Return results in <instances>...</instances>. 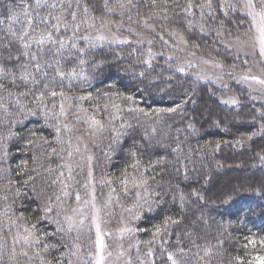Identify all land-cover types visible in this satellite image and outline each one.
Instances as JSON below:
<instances>
[{
	"label": "trees",
	"instance_id": "1",
	"mask_svg": "<svg viewBox=\"0 0 264 264\" xmlns=\"http://www.w3.org/2000/svg\"><path fill=\"white\" fill-rule=\"evenodd\" d=\"M230 16L232 28H236L237 23L241 25L238 33L233 32L234 36L249 30L246 16L239 11L230 12ZM157 31L166 33L159 27ZM186 38L189 46L198 44L195 49L219 61L228 71L245 69L240 58H235L221 46L214 32L207 29L201 32L197 26L186 34ZM137 48L143 49L155 68L147 79L138 75L145 66L135 63L140 55L133 51ZM148 50L149 46L144 44H106L96 50L98 55L106 57L102 70L95 71L87 81L73 82L71 95L91 97L78 100L77 104L106 126L96 150L93 173L95 180L106 178L113 183L110 186L95 184L98 200L105 199L114 187L119 193L118 202L133 209L129 213L124 211L117 199L109 205L113 218L124 211L127 227L135 229L130 239L125 234V247L139 244L146 251L147 242L154 239L153 233L161 227V235L151 245L155 255L149 259L155 260V264H166V257L161 255L162 246L172 249L178 238L182 241L179 246L185 251L192 248L188 253L189 264H261L264 261V163L257 153L264 152V131H261L264 121L259 118L263 106L253 101L241 87L231 88L239 104L224 106L215 97L209 82L198 80L190 72L177 73L174 68H169L168 65L174 64L159 55L161 51L156 46L150 49L151 57L147 56ZM130 51H133L131 56ZM171 109L175 111H168ZM109 113L116 114L111 124ZM52 123L45 124L43 117H27L20 123L12 120L9 127L7 119L0 121V220L4 221L0 232L7 233L11 229L12 233H23L24 228L35 225L34 231L41 236L47 234L46 239L57 244L56 253L64 254L68 249L60 247L62 234L56 233L54 213L46 217L42 210L45 197L51 192L48 185L52 175L48 169L57 167L67 147L56 142ZM122 123L125 128H120ZM113 124L126 134L120 137L121 144L115 146L116 151L108 159L105 153L115 134ZM128 124L133 127L128 128ZM63 135L65 139L71 138L74 144L71 133ZM176 138L190 157L187 160L181 158L179 176L171 166L168 173L153 170L150 161L160 158L159 154L166 151L157 142L172 143ZM29 140L33 142L29 143ZM130 148L133 151L140 149V172L149 177L154 175L165 188L171 180L179 190L177 195L184 194L183 204L179 199L173 201L170 196H165L159 203L152 202L151 206L134 207L131 195L123 198L120 179L125 169L129 174H136L130 166L134 163L128 156ZM82 176L83 173H79L77 178ZM4 196L8 199H3ZM13 214V219L24 218L16 220L15 226L8 220ZM169 217L181 223L170 225L164 234L163 225ZM58 218L63 219L62 216ZM186 231L193 232L199 248L193 247L184 237ZM86 251L89 249L81 250L80 255ZM132 253L136 254L135 248ZM72 259L75 261L76 257Z\"/></svg>",
	"mask_w": 264,
	"mask_h": 264
},
{
	"label": "snow or ice",
	"instance_id": "2",
	"mask_svg": "<svg viewBox=\"0 0 264 264\" xmlns=\"http://www.w3.org/2000/svg\"><path fill=\"white\" fill-rule=\"evenodd\" d=\"M235 11L243 12L244 16L250 18L258 35L253 37L251 28L244 35L254 41L253 48L258 42L259 55L264 57V0H0V121L7 119L11 127L12 120L20 123L27 117H43L45 124L53 122L56 142L67 145L57 167L48 169L52 175L48 185L51 192L46 195L42 210L46 217L54 213L56 233L62 234L60 247L68 249L67 253L57 254V244L46 239L47 234L38 235L34 231L35 225L24 228L23 233H12L9 229L7 233L0 232V264H33L34 261L38 264H106L113 253L107 251L111 245L105 241V236L114 241L116 237L102 230L101 212L114 199L118 202L119 193L116 188H110L106 198L97 206L95 184L110 186L113 181L106 178L95 180L93 154L89 145H95L96 139L102 135L106 126L87 114H79L77 108L84 110L77 101L91 97L71 95L73 82L87 81L95 71L102 70L106 57L97 54L98 48L114 43L132 44L133 40L142 45L145 42L142 33L149 36L159 35L158 27L186 47L189 45L186 34L197 26L201 32L206 29L214 32L218 39L232 36L234 31L238 33L241 26L239 23L236 28L230 26V12ZM124 33L133 40L125 37ZM160 39L163 40V37ZM240 40L241 37L237 35L231 43L236 44ZM147 43L151 45L152 41L149 39ZM164 43L167 44V41ZM191 46L199 47L198 44ZM225 47L228 45L225 44ZM133 51L140 52L135 63L145 66L138 73L139 77L147 79L152 76L155 71L152 59L145 57L142 48ZM133 51L129 52L130 56ZM159 55L164 54L160 52ZM147 56H152L150 49ZM167 60L171 61L173 57L169 56ZM213 63L215 67L223 68L219 61L214 60ZM168 67L174 68L177 73L184 72L180 65L170 64ZM241 79L246 81L249 77L244 75ZM252 79L264 85V79L255 76ZM221 102L236 104L238 100L233 97ZM73 116L74 121L69 119ZM109 116L112 118L109 122L111 124L116 114L109 113ZM259 118L264 121V111L259 112ZM81 122L89 124L86 130L88 136H77V143L74 145L72 139H65L63 134L72 133ZM127 127L133 126L128 124ZM120 128H125V125L122 123ZM112 130L115 134L110 138L109 151L105 153L108 159L116 151L115 146L121 144L120 137L126 134L116 129L114 124ZM261 131H264V126ZM32 142L29 140V143ZM157 143L166 151L159 154L160 158L150 161L153 170L168 173L171 166L179 176L181 158L190 159L181 141L176 138L172 143ZM139 153V148L135 151L131 148L128 150V156L134 160L130 166L136 174H129L125 169L120 179L123 198L131 195L134 207H143L144 204L151 206L152 202L159 203L165 196H170L173 201L179 199L183 204L186 198L183 193L177 195L179 190L171 180L165 188L156 181L154 175L149 177L140 172ZM76 155L80 156V160L75 159ZM257 156L264 163V152L257 153ZM79 173H83L80 179L77 178ZM77 184L80 185L79 188L76 187ZM114 193H117L116 197L113 196ZM3 199L7 200L8 197L4 196ZM85 208L91 209L90 215L85 213ZM54 209L60 211L54 212ZM60 216L63 219H59ZM13 217L14 214L8 216L13 226L16 220L24 219L22 216ZM180 223V220L169 217L164 222L163 233L167 234L170 225ZM3 224L4 221L0 220V228ZM134 232L135 229L130 227L120 230L119 240L115 244L116 260L121 264H155V260L149 259L155 255L151 245L161 235V227L158 226L153 233L154 239L147 242L149 247L146 251L139 244L125 247V234L130 239ZM193 235V232L184 233L191 245L199 248ZM181 242L178 238L172 249L162 246L161 255L166 257V264H189L188 253L192 248L185 251L184 247L179 246ZM133 248L136 250L135 255L132 253ZM83 249L89 251L80 255ZM195 255L198 256L199 253ZM72 257H76V260Z\"/></svg>",
	"mask_w": 264,
	"mask_h": 264
},
{
	"label": "rangeland",
	"instance_id": "3",
	"mask_svg": "<svg viewBox=\"0 0 264 264\" xmlns=\"http://www.w3.org/2000/svg\"><path fill=\"white\" fill-rule=\"evenodd\" d=\"M240 12V11H239ZM242 15L243 12H240ZM249 21V29L251 28V35L256 37L258 34L256 32V28L250 22V18L246 17ZM248 32V31H247ZM159 35L152 34V35H145L142 33L144 39V46H149V49L153 50V47L156 46L161 52H163V56L166 58L167 62L173 63L174 65H180L184 68L185 72H190L192 76L197 78L201 81L209 82L213 89L215 97L219 99L220 103L224 106H237L239 104V100L237 95L231 90L232 87H241L242 89L246 90L249 94V97L252 98L253 101L258 102L264 108V85L258 84L255 80L252 79L253 76L257 77L258 79H264V57L259 55V44L256 43V47L253 48V40H249L244 33L237 34L241 37L239 43L233 44L231 42L235 41L236 36H228L220 39V44L223 48L227 49L228 51L232 52L235 58H240L244 63L245 69L241 72H230L224 66L223 68H218L214 66V59L208 57L207 55L199 52L197 49L191 46H185L179 44L178 40L174 37H169L166 35L165 32H159ZM124 36L127 37L129 40H133L131 36L127 33H124ZM163 37V40L160 37ZM151 40L152 43L149 45L147 40ZM167 41V44L164 43ZM135 44V41L133 40ZM120 44V43H114ZM225 44L228 47H225ZM159 51V52H160ZM172 56L173 60H167V57ZM205 60H208V63H204ZM216 61V60H215ZM247 75L249 77L248 80H242L241 77ZM235 97L238 100V103H222V100H230L231 98ZM84 111L77 110L81 116L87 114L89 117H92L99 121L98 117L91 116L88 110L83 109ZM93 115V114H92ZM70 120L74 121L75 117H70ZM89 128V124L85 122H81L76 125L74 131L71 133V136L74 140V145L77 143L76 137L82 136L87 137L88 132L86 131ZM105 135V130L103 131L102 135L98 137L95 141V145H89L90 152L93 154V164L95 162L96 157V150L98 149L99 140ZM76 160H80V156L76 155ZM82 174V173H81ZM80 177V176H79ZM96 192V189H95ZM97 196V195H96ZM87 198V197H86ZM115 200V199H114ZM114 203V202H113ZM117 204H121L117 202ZM123 205V204H121ZM97 206H100V201L97 198ZM118 206V205H117ZM121 206H118L120 208ZM131 209L128 206L123 205V210ZM120 211V209H118ZM112 209L104 208L101 212L102 216V223L101 228L106 233H112L114 237H116V241L109 239V237L105 236V241L111 245L107 249V251H112V256L108 257L106 264H121L120 261L116 260V250L115 244L119 240L120 230L124 227H127V220H126V212H122L120 215L116 217H112L110 214ZM86 214H91L90 208H85ZM129 213V212H128ZM116 220L117 222L112 223L111 221ZM92 235H95V229H92Z\"/></svg>",
	"mask_w": 264,
	"mask_h": 264
}]
</instances>
